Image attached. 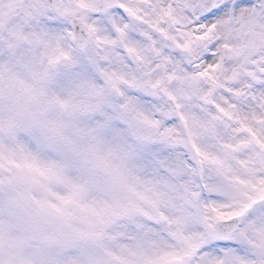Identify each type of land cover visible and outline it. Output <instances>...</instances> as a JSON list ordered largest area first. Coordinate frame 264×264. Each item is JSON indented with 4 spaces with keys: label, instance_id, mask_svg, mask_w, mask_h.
I'll use <instances>...</instances> for the list:
<instances>
[{
    "label": "snow or ice",
    "instance_id": "obj_1",
    "mask_svg": "<svg viewBox=\"0 0 264 264\" xmlns=\"http://www.w3.org/2000/svg\"><path fill=\"white\" fill-rule=\"evenodd\" d=\"M17 85L0 264H264V0H0Z\"/></svg>",
    "mask_w": 264,
    "mask_h": 264
},
{
    "label": "rangeland",
    "instance_id": "obj_2",
    "mask_svg": "<svg viewBox=\"0 0 264 264\" xmlns=\"http://www.w3.org/2000/svg\"><path fill=\"white\" fill-rule=\"evenodd\" d=\"M22 89L23 85H17L16 89L0 90V133L7 132L9 125H15L18 120L33 114L34 105ZM64 131L70 138L76 134L71 117L65 120ZM2 143L3 140L0 139V144ZM17 239L10 235L0 236V252L14 246Z\"/></svg>",
    "mask_w": 264,
    "mask_h": 264
}]
</instances>
